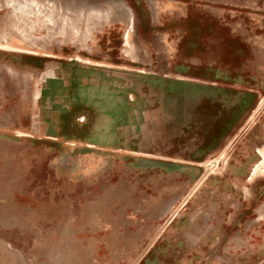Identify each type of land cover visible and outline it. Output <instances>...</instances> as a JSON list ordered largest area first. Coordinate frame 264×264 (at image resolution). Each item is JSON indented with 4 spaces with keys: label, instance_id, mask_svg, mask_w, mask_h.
I'll use <instances>...</instances> for the list:
<instances>
[{
    "label": "rangeland",
    "instance_id": "obj_1",
    "mask_svg": "<svg viewBox=\"0 0 264 264\" xmlns=\"http://www.w3.org/2000/svg\"><path fill=\"white\" fill-rule=\"evenodd\" d=\"M71 4L0 47V264H264V0Z\"/></svg>",
    "mask_w": 264,
    "mask_h": 264
},
{
    "label": "bare ground",
    "instance_id": "obj_2",
    "mask_svg": "<svg viewBox=\"0 0 264 264\" xmlns=\"http://www.w3.org/2000/svg\"><path fill=\"white\" fill-rule=\"evenodd\" d=\"M71 2L72 0H0V36L5 35V41L0 39V47L29 50L27 45L35 44L30 39L37 32H43L44 36L36 38V45L43 46L46 38L52 39L55 33L73 26L78 10L74 9L76 7ZM66 15L68 16L65 18ZM63 21L70 24H61ZM41 28L44 30L40 31ZM259 153L263 156L264 165V148L259 149Z\"/></svg>",
    "mask_w": 264,
    "mask_h": 264
}]
</instances>
